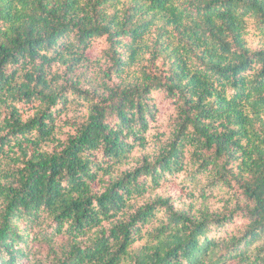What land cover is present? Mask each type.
<instances>
[{
	"label": "trees",
	"instance_id": "1",
	"mask_svg": "<svg viewBox=\"0 0 264 264\" xmlns=\"http://www.w3.org/2000/svg\"><path fill=\"white\" fill-rule=\"evenodd\" d=\"M0 264H264V0H0Z\"/></svg>",
	"mask_w": 264,
	"mask_h": 264
}]
</instances>
